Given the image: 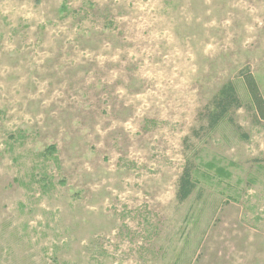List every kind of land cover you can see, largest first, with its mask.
<instances>
[{
    "label": "rangeland",
    "instance_id": "1",
    "mask_svg": "<svg viewBox=\"0 0 264 264\" xmlns=\"http://www.w3.org/2000/svg\"><path fill=\"white\" fill-rule=\"evenodd\" d=\"M246 70L264 0H0V264H264Z\"/></svg>",
    "mask_w": 264,
    "mask_h": 264
},
{
    "label": "trees",
    "instance_id": "2",
    "mask_svg": "<svg viewBox=\"0 0 264 264\" xmlns=\"http://www.w3.org/2000/svg\"><path fill=\"white\" fill-rule=\"evenodd\" d=\"M242 79L248 92L250 102L254 106L257 115L264 118V98L259 90L256 79L248 70L243 72ZM237 103L238 97L232 84L228 83L224 85L221 90H219V98L216 101V106L210 113V124L213 125L230 107L237 106ZM179 185V198L184 199L191 193L194 187L191 174L188 170H185L182 174Z\"/></svg>",
    "mask_w": 264,
    "mask_h": 264
}]
</instances>
